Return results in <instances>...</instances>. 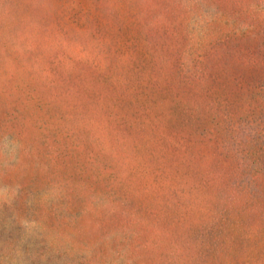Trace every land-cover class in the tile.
I'll return each instance as SVG.
<instances>
[{
  "label": "rangeland",
  "instance_id": "374dc122",
  "mask_svg": "<svg viewBox=\"0 0 264 264\" xmlns=\"http://www.w3.org/2000/svg\"><path fill=\"white\" fill-rule=\"evenodd\" d=\"M0 264H264V0H0Z\"/></svg>",
  "mask_w": 264,
  "mask_h": 264
}]
</instances>
